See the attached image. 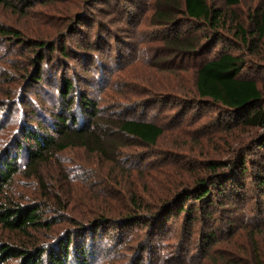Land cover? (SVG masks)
Wrapping results in <instances>:
<instances>
[{
    "label": "rangeland",
    "instance_id": "374dc122",
    "mask_svg": "<svg viewBox=\"0 0 264 264\" xmlns=\"http://www.w3.org/2000/svg\"><path fill=\"white\" fill-rule=\"evenodd\" d=\"M209 2L225 7L224 0ZM262 3L241 0L236 13L248 21V14ZM175 5L174 16L167 20L158 15L169 9L164 0H15L12 6L0 5V25L20 33L16 38L0 35V157L17 139L23 140L26 127L49 125V118L60 110L65 80L73 82L76 97L87 95L104 113L128 112L166 123L158 145L121 149L119 165L111 166L124 173L118 178L104 168L107 163L82 147L57 150L42 166L43 181L16 173L17 199H43L44 217L54 218L52 230L41 231L45 239L52 235L49 241L56 245L71 229L82 234L78 222L95 218L90 212L94 203L105 198L123 202L126 182L141 187L144 204L156 213L165 199L207 172L209 161L228 163L217 170L226 174L220 180L225 189L211 187L212 205H202L189 216L190 206H201L189 198L181 202L184 208L178 201L170 206L161 225L160 214L126 228L110 226L103 233L107 237L94 239L97 246L88 264H247L249 248L260 256L264 252L260 243L253 245L255 238L264 237V128L236 122L221 108L195 97L198 66L223 44L249 59L244 72L256 75L263 87L264 57L243 49L240 38L231 34L202 56L176 49L170 42L176 33L202 43L208 30L186 22L181 0ZM42 41L54 51L48 46L41 53L44 80L34 83L30 74L38 66L33 60ZM32 108L37 109L35 116ZM239 156L245 158V173L239 170ZM24 163L20 158L19 164ZM68 176L72 183L67 190ZM170 188L175 190L169 197L158 198ZM86 238L89 242L90 233ZM43 256V264H48ZM67 264L77 262L71 258Z\"/></svg>",
    "mask_w": 264,
    "mask_h": 264
},
{
    "label": "trees",
    "instance_id": "16d2710c",
    "mask_svg": "<svg viewBox=\"0 0 264 264\" xmlns=\"http://www.w3.org/2000/svg\"><path fill=\"white\" fill-rule=\"evenodd\" d=\"M14 1L0 0V5L9 7L14 5ZM224 1L225 7H219L211 4L209 0H181V12L188 19L186 22H190L196 30L207 28L208 34L203 35V40L205 39L206 42L201 43L199 38L190 39L182 36L181 33H176L170 41L171 44L176 49L202 56L213 51L219 41L231 34L240 38L243 49L249 50L251 54L253 53L252 55L264 57V3L257 5L248 14V21H245L236 13L241 0ZM164 2L169 9H162L158 15L167 20L165 17H173L175 14L176 0H164ZM19 34L16 29L0 25L2 36L16 38ZM48 46L49 49L52 48L47 41L38 42L39 50L33 60L38 66L30 74L34 83L44 80V66L41 63L45 55L41 53L46 52L45 49ZM248 63L247 57L231 51L227 45L223 44L213 56L207 57L198 66L195 72V97L206 106L221 108L236 122L249 127L264 128V87L256 75H248L246 71L244 72ZM73 90V82L65 80L61 89L63 100L60 110L54 117L49 118V125L26 127L23 130V140L17 139L15 145L0 157V264H43L44 254L47 255L48 264H67L71 258L77 264H88L87 258L89 254H93L97 246L94 239L98 237L100 240L102 237H107L103 236V233L110 226L126 228L132 223L148 222L149 219L160 214L161 225L167 215L165 212L170 206L178 201L179 208H184L181 202L189 198L201 204L199 207L190 206L187 213L191 216L193 211L202 209V205L209 206L215 201L211 187H216L222 192L225 189L224 182L220 180L226 174L218 173L217 170L228 163L212 160L206 166L208 171L197 175L192 186L184 187L182 190L180 188L174 193L175 189L170 188L165 195L159 196L158 198L169 197L173 193L161 205L159 204V210L156 213H150L144 204V193L141 187L134 182H126V193L120 195L123 202L117 204L112 198H105L100 203H94L90 212L95 215V218L78 222L82 234L73 233L77 230L71 229L74 231L69 230V234L59 239L54 245L49 241V238L52 240V235H45V239L44 233L41 232L44 228L52 230L54 224L52 216L44 217V207L47 203L43 199L21 203L17 199L20 197L19 192L13 186L16 173L32 175L43 181L42 166L47 162L50 163L53 156L56 157L57 150L82 147L107 163L108 165L105 164L104 168L112 175V178H118L124 173H120L116 167L111 166L119 165L118 158L122 148H131L135 145L154 147L160 143L166 132V123L163 121L132 117L128 112L104 113L93 99L87 95L76 97L72 93ZM74 102L76 108L73 110ZM31 110V114L35 116L37 109ZM50 130H54L57 136ZM261 145H264L263 138ZM20 158L24 159V165L19 164ZM57 161V167L63 170L60 160L57 159ZM239 162L241 163L239 170L245 173L244 156H239ZM147 175L146 179L149 180L151 177ZM66 178L68 190L72 182L69 181V176ZM176 181L177 179L174 180L175 183ZM261 182L264 186V177ZM149 194L156 196L152 191ZM56 203H58L57 200ZM52 211L55 212V209ZM76 222L74 220V223ZM88 233H90L89 242L86 238ZM253 241L255 247L257 243H260L264 250V237L255 238ZM257 253L258 250L254 247L252 250L249 248L247 264H264V252H260L261 256ZM216 263L237 264L234 261L225 263L216 261Z\"/></svg>",
    "mask_w": 264,
    "mask_h": 264
}]
</instances>
